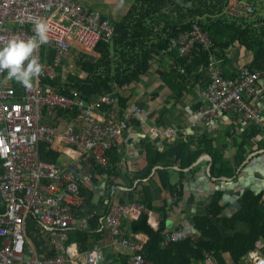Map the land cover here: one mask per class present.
Returning a JSON list of instances; mask_svg holds the SVG:
<instances>
[{"label": "built area", "instance_id": "2783aa9c", "mask_svg": "<svg viewBox=\"0 0 264 264\" xmlns=\"http://www.w3.org/2000/svg\"><path fill=\"white\" fill-rule=\"evenodd\" d=\"M232 1L229 13H253L250 5L240 3L239 7L237 1ZM37 21L48 22L50 31L49 42L34 53L42 73L33 87L26 89L9 78L6 71H0V264H104V246L94 244L83 250L79 240H71L73 233L88 230L91 218H77L75 209L85 201L82 187L93 182L94 169L88 159L105 166L110 151L120 153L123 133L134 122H143L144 110L133 105L121 114L116 97L109 94L89 103L76 90L65 95L42 85L43 79L56 78L57 68L68 73L76 46L94 51L100 43L111 42L115 27L108 18L79 0H0V47L14 37H34ZM195 50L208 53L207 66L200 69L207 71L208 84L202 91L203 105L196 113V123L216 128L217 117L231 113L235 125L242 130L252 125L264 130L261 74L240 65L235 78H225L221 59L216 55L219 49L197 22L173 38L163 54L176 52L192 62ZM51 54L52 63L42 62ZM169 66L190 79L191 74L177 60L171 59ZM63 112L74 115L62 137L78 156L61 167L41 158L40 144H53L59 137L58 128L45 119H57ZM142 126L149 127L146 122ZM148 135L157 142L170 143L179 131L150 127ZM146 212L151 214L139 202L111 203L100 220L98 231L110 232L111 247L116 254L128 258L127 264H146L143 251L148 240L128 236L123 222L139 220ZM30 221L40 233L35 243L28 233ZM197 235L193 228L180 227L166 232L164 243L194 240ZM203 262L218 264L211 252L205 254ZM242 264H264V244L258 243Z\"/></svg>", "mask_w": 264, "mask_h": 264}, {"label": "trees", "instance_id": "16d2710c", "mask_svg": "<svg viewBox=\"0 0 264 264\" xmlns=\"http://www.w3.org/2000/svg\"><path fill=\"white\" fill-rule=\"evenodd\" d=\"M245 3L244 0H236ZM231 0H135L128 13L117 22L108 18L115 27V35L110 43H100L94 51H78V46L73 50L75 71L64 74L62 68H57L54 80L43 79V86H51L61 94L69 95L72 90L78 91L87 102L109 94L116 97L122 112L130 102L122 93L133 85H141L143 78L148 76L156 63L172 58L186 67L190 74L197 73L207 66L208 53L194 51L192 62L180 58L178 53H166L170 41L181 33L190 30L193 22H197L201 29L211 36L219 52L216 55L222 60V72L225 78H235L236 74H226L232 68L233 60L227 55L230 49H244L251 54V61L246 65L261 74L264 80V0H249L248 5L253 8V13L236 16L228 12ZM93 10V9H92ZM97 11V10H96ZM100 12V11H99ZM101 13V12H100ZM102 14V13H101ZM82 49V48H81ZM53 55L42 62H53ZM161 67V66H160ZM157 70L159 78L174 93L176 102L189 93L192 87L190 82L178 75L174 70ZM234 72V70L232 71ZM203 77V76H202ZM189 83V84H188ZM264 86V82H263ZM119 90L118 93L115 90ZM177 105V104H176ZM105 107V106H104ZM103 107V108H104ZM200 108V103L193 107V111ZM108 109V108H107ZM105 111L106 109H102ZM73 118L71 112H63ZM234 139L235 153L230 160H226L224 149L218 150L214 146V137L204 135L187 136L177 143L160 151L157 145L146 142L148 153V166L144 173L138 175L140 181L137 188L130 195V202H139L148 210L153 211V196L151 180L148 179L155 167L160 184L171 193L172 206H177L183 196V191L170 182L171 168L179 166L184 177V169L192 166L200 157H211V177L236 178L238 170L243 167L253 148L264 149V130L256 125L249 126L238 137L228 134ZM180 137V136H179ZM184 137V136H183ZM182 138V137H181ZM257 138H262L257 140ZM258 144V145H257ZM40 154L44 161L58 165L61 154L54 151L48 144H40ZM88 161L93 165V183L97 184V176H119L116 163L120 158L116 151L108 153V163L98 165L92 158ZM2 161L0 160V168ZM134 184V183H133ZM114 189V188H112ZM112 189L108 190V197ZM85 197L84 203L75 209L77 218H88V230L73 233L72 240H79L83 248L87 243L99 241L102 234L97 232L100 220L105 216L109 203L105 200L94 202L95 191L89 187H82ZM222 192H216L205 213H199L192 219L198 235L194 240H185L176 243H164L167 232L168 213L165 208L159 210L162 220L156 232L149 229L145 234L149 236L145 244L143 255L146 264H193L204 260L206 253H214V260L218 264H242L243 258L253 249L257 242L264 244V191L255 194L247 190L239 199L240 208L226 214L227 205L222 204ZM121 203H125L121 201ZM145 217L143 220H146ZM164 243V244H163ZM128 263L125 256L116 257L115 261L106 264Z\"/></svg>", "mask_w": 264, "mask_h": 264}, {"label": "crops", "instance_id": "0c3cea01", "mask_svg": "<svg viewBox=\"0 0 264 264\" xmlns=\"http://www.w3.org/2000/svg\"><path fill=\"white\" fill-rule=\"evenodd\" d=\"M82 4L87 6L85 3ZM102 14L107 16L105 13ZM78 50L83 51L84 49L78 48ZM227 55L233 60L232 67L234 72H232L233 70L230 67L226 70V74H236L237 68L240 65H246L249 61H251V54L244 52L243 48L230 49ZM171 59L172 58H168L163 61L161 60L160 64L156 63L149 75L143 78V83L141 85H133V87L125 92H119L117 89L115 90L116 93H122L126 98L131 97L128 107L136 105L143 108V122H146L149 127H143V122H134L133 125L123 133L122 138L120 139L122 150L120 153H117L120 161L116 163L117 171L120 172L119 176H97V184L92 182L91 185H85L86 187L93 189L95 191V195H99L97 200L94 198L95 203H99L103 199L106 204H121V201H124L125 203L130 202V195L137 188L140 182L138 180V175L144 173L148 166V153L145 143L152 142L157 145V148L160 151L166 147H170L164 146L166 143L165 141L157 142L150 138L148 135V129L150 127H157L160 130L170 128L178 130L180 137L178 136L175 138V141L167 143L168 145H174L178 142V140L186 139L187 136L194 135L201 138L204 135H209L214 137V146H216L218 150H223L224 146H227V148L224 149L226 160H230L234 155L235 149L234 147L232 148L234 145V138L230 137L228 134L230 133L232 136L238 137V133L243 130L239 128L238 125H235L236 120L233 114L226 113L218 116L214 123L216 128H210L206 127L204 124L196 123V113L199 109L197 111H193V107L198 103H200V107L203 105L202 91L208 84V81L206 80L207 71H200L201 73L199 78L197 73L191 74L190 79L188 80L190 82V84H188L192 87L189 89L190 92L184 93L180 100L176 102L173 91L167 85H164V82L161 81L157 73L160 66V69L164 71L170 70L169 65ZM126 110L124 112H126ZM124 112L121 111V114ZM72 119L73 118H70L68 114L59 116L54 120L45 119L46 123L54 125L58 128L59 137H57L53 144L43 142L48 144L54 151L59 152L61 157L62 154H64L69 160H71V162L74 161V158L77 157L78 154L73 147L68 145L63 140L62 136L66 132L69 121ZM176 123H178V125H176ZM261 139L262 138H257V140ZM252 154L253 157L249 159V156ZM250 155L245 161L243 167L238 170L236 178L211 177L208 172V167L210 163L212 164V162L208 159L203 160L188 172L185 171L188 168L184 169V177L180 175L182 169H180L179 166L172 167L170 169V182L173 185H176L179 190L183 191L181 201L175 207L172 206L173 199L171 197V193L163 189L156 173L157 169H162L163 167H155L148 179L144 180H151L152 185L150 186L154 201L153 207L155 209L153 211L149 210L151 214L147 212L144 213L139 220H125L123 222L125 232L128 236L142 237L148 240L149 236L145 233L149 229H153L152 232H156L158 230L160 221L163 218L162 213L159 212V210L164 208L168 213V219L166 221L167 232L180 227L195 229L192 223L193 217L199 213L203 214L207 211V207L212 201V196L216 192L223 193L222 204L228 206L226 214L231 216V209L233 206H235L237 210L240 208L238 202L245 191H258V193L254 192L255 194H260L264 191V149L258 150V148L254 147L253 152ZM58 166H60L59 163ZM110 189H112V191L110 197H108V190ZM144 215L147 217L146 220H143ZM151 224L155 225V227L152 228ZM97 232L99 231L97 230ZM99 233L102 234V239L95 242L90 239L87 243V249L91 248L94 244L102 245L103 243L106 247L111 246L110 232L105 230ZM79 242L81 244V248L83 250H87L83 248V243L81 241ZM258 243L262 242L259 241L257 244ZM255 249L252 251H255ZM112 255L113 258L111 261L113 262L119 255L116 254L114 250L112 251ZM106 262L107 261L105 260L104 264H106ZM201 262L203 261L194 262L193 264ZM122 263L123 261L118 262V264Z\"/></svg>", "mask_w": 264, "mask_h": 264}, {"label": "clouds", "instance_id": "9594fccd", "mask_svg": "<svg viewBox=\"0 0 264 264\" xmlns=\"http://www.w3.org/2000/svg\"><path fill=\"white\" fill-rule=\"evenodd\" d=\"M34 37L27 40L12 38L5 46L0 47V71H6L26 89L33 87V81L42 73V65L35 50L49 42L50 25L46 21H37L33 27Z\"/></svg>", "mask_w": 264, "mask_h": 264}, {"label": "rangeland", "instance_id": "374dc122", "mask_svg": "<svg viewBox=\"0 0 264 264\" xmlns=\"http://www.w3.org/2000/svg\"><path fill=\"white\" fill-rule=\"evenodd\" d=\"M81 3H85L88 7L99 10L102 13H105L112 21L117 22L120 21L129 11L131 5L135 2V0H79ZM233 0L232 2L234 3ZM245 4H248L249 0H244ZM74 59V56H73ZM70 68H68V72L75 71V61L70 63ZM152 94V93H151ZM178 125V123H176ZM71 160H69L64 154L59 161L60 166L67 165ZM72 163V162H71ZM99 195H95V199L97 200ZM237 208L233 206L231 212L236 211ZM28 233L35 243V241L40 239V233L37 231L36 227L34 226L33 222L28 223ZM102 246L105 247V256L106 261L109 262L112 260L113 255L112 251L113 248L111 246L106 247L103 243ZM198 264H204L203 262Z\"/></svg>", "mask_w": 264, "mask_h": 264}, {"label": "water", "instance_id": "95a60500", "mask_svg": "<svg viewBox=\"0 0 264 264\" xmlns=\"http://www.w3.org/2000/svg\"><path fill=\"white\" fill-rule=\"evenodd\" d=\"M252 157H253V154L249 156V159L252 158ZM207 159L211 162V158H210V156L205 155V156L201 157L196 163H194L191 167H189V168L186 169L185 171H186V172L190 171L193 167L197 166V165H198L199 163H201L203 160H207ZM211 166H212V164L210 163V165H209V167H208V172H209L210 175H211V173H210V172H211ZM253 190H254V189H253ZM254 192H255V193H258V191H256V190H254Z\"/></svg>", "mask_w": 264, "mask_h": 264}]
</instances>
